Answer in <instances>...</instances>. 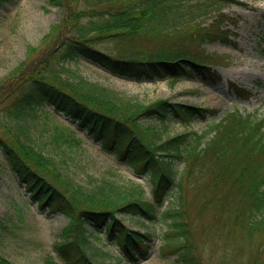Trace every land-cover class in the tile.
<instances>
[{"label": "trees", "instance_id": "obj_1", "mask_svg": "<svg viewBox=\"0 0 264 264\" xmlns=\"http://www.w3.org/2000/svg\"><path fill=\"white\" fill-rule=\"evenodd\" d=\"M48 1L60 8L62 21L48 34L50 47L38 53L39 62L21 65L3 81L20 74L18 85L9 83L6 93L0 92L1 115L6 119L0 121V147L31 201L43 212L68 219L53 245L62 261L100 264L93 259L97 251L90 237L102 233L128 264H139L149 258L154 234L130 229L123 218L142 224L154 221L158 209L171 198L165 211V246L183 248L179 258L184 264H201L193 254L196 244L188 240L184 219V207L195 189L197 214L218 219L213 229L220 226L232 241L239 238L249 244L262 237L259 247L250 251L248 263L264 264V119L232 109L201 134L171 135L169 121L189 127L198 119L216 117L219 110L169 99L142 103L65 68L84 59L135 81L176 82L201 72L216 84L221 76L208 66L219 55L208 52L204 44L231 43L229 33L205 26L180 31L175 20L184 0ZM219 23L218 19L210 27ZM169 27L176 28L173 37ZM110 41L117 43L116 51L96 47ZM34 52L28 48L29 56ZM233 91L241 99L251 97L246 89L234 86ZM48 106L54 111V115L45 112L48 116H64L75 127L61 132L56 127V143L80 145L77 131L92 137L118 163L147 181L151 198L143 185L117 178L75 184L63 171V159L31 142L30 123ZM236 250L246 258L244 249L238 248L233 256ZM0 264L13 263L0 256Z\"/></svg>", "mask_w": 264, "mask_h": 264}, {"label": "rangeland", "instance_id": "obj_2", "mask_svg": "<svg viewBox=\"0 0 264 264\" xmlns=\"http://www.w3.org/2000/svg\"><path fill=\"white\" fill-rule=\"evenodd\" d=\"M214 3L211 0L182 1L175 23L180 31L188 28L193 31L205 26L210 29L222 27L229 33L231 43L213 40L204 44L208 52L219 55L220 60L214 59V63L208 66L221 76L222 81L217 84L208 81L201 72L193 78L187 77L176 82L135 81L112 75L84 59L69 62L65 68L89 82L103 85L142 103L169 99L219 110L216 117L198 119L189 127L169 121L166 126L171 135L183 132L201 134L211 121L219 122L232 109H240L243 113L264 119V0H221ZM61 14L60 8L50 5L48 0H0V92L6 93L9 83L16 81L15 85L19 84L17 77L20 74L3 83L18 67L39 62L38 53L50 47L46 39L52 27L62 21ZM221 14L224 16L220 17ZM218 19L219 25L210 27ZM169 29H173L169 31L173 37L176 28ZM30 47L37 50L31 56L28 55ZM96 47L109 53L116 51L117 43L110 41ZM192 51L197 49L194 47ZM234 86L246 89L251 97L247 100L237 97ZM42 111L30 123L31 142L58 159H63V171L75 184L86 186L104 177L117 178L125 183L143 185L151 198L147 181L134 174L125 164L118 163L114 155L103 149L101 143L92 137L77 131L76 138L82 140L80 145L60 141L56 143V127L60 132L64 127H75L64 116L53 117L54 111L50 106ZM47 111L52 115L48 116L45 113ZM1 114L3 112L0 110V121L6 120ZM189 189L191 191L192 187ZM171 201V198L166 200L158 209L154 221L142 224L135 218H123L124 224L130 229L154 234L151 254L139 264H184L179 258L184 252L183 248L167 247L163 238L168 229L165 211ZM195 201L194 189L190 202L184 207L188 240L196 244L194 256L201 264H249V253L259 247L262 237L256 236L251 244L239 238L232 241L225 233L227 230H220V226L212 228L218 219L197 214ZM67 224L68 219L64 216L43 212L31 201L0 147V256L13 264H65L53 245ZM90 241L97 251L96 256H93L96 262L128 264L119 249L107 241L102 233L91 236ZM234 248L244 249L246 258H241L239 250L233 256Z\"/></svg>", "mask_w": 264, "mask_h": 264}]
</instances>
